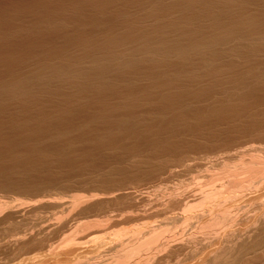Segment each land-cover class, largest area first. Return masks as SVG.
Segmentation results:
<instances>
[{
  "label": "bare ground",
  "instance_id": "obj_1",
  "mask_svg": "<svg viewBox=\"0 0 264 264\" xmlns=\"http://www.w3.org/2000/svg\"><path fill=\"white\" fill-rule=\"evenodd\" d=\"M88 2V37L2 70L0 186L44 192L71 167L89 190L69 215L120 206L78 226L85 242L46 235L27 264L78 246L94 251L78 264H264V0ZM15 208L0 202L1 226ZM15 229L0 232L6 264L39 240Z\"/></svg>",
  "mask_w": 264,
  "mask_h": 264
},
{
  "label": "rangeland",
  "instance_id": "obj_2",
  "mask_svg": "<svg viewBox=\"0 0 264 264\" xmlns=\"http://www.w3.org/2000/svg\"><path fill=\"white\" fill-rule=\"evenodd\" d=\"M87 1H89L88 3H92V5H95V4L99 5L100 3H102L105 0H100V1L99 0H72V1L71 0H28V1L27 0H25V1L24 0H0V22H1L0 23V59L2 58L0 60V66H1L0 67L1 68V70H0L1 74L0 75L3 76L2 74H4V73L8 74L6 71L9 70V72H10V70L14 67H20V66H22V64L25 65L24 63H26V62L29 63L30 61H33V60L35 61L39 57L44 56L45 54L57 51L59 48H61L63 46L65 47V45L67 46L68 43L69 44L72 43L70 41H74V40L80 38L81 36H82V38H83V36L88 37L93 31V28H91V26H94L92 23L96 19V18L95 19H92V18L94 16H97V18H99L98 16H99L100 12L96 9L95 10L99 12L98 15L95 14V13H97L95 10H94V12H92L93 9L90 7L91 6L90 4H89L90 5L89 7H90V10H92V11L87 9L88 8L87 4H85V2H87ZM79 2H80V4H79ZM50 3H51V5H49ZM93 3H95V4H93ZM85 7H87V8H85ZM31 13H33V14H31ZM48 15L50 17H48ZM3 16H4V18H2ZM8 16H10V17H8ZM45 16H47V17H45ZM88 16H89V18H88ZM70 17H71V19H70ZM72 17H74V21L72 20L73 19ZM29 18H30V20H29ZM42 18H43V20H42ZM107 18H108V20H107L108 22L111 21L110 16ZM109 18H110V20H109ZM51 19H53L54 23H55V21H59V20L63 21L64 22L63 27L57 28V26H56L57 24L55 25L54 23H52ZM105 19L106 18L104 17V19H102L101 21H103ZM80 20H82V21H80ZM40 21H44L45 23L44 22L40 23ZM77 21H79V22H77ZM90 21H91V23H90ZM105 21H104V23H105ZM22 23L24 24L25 29L23 28ZM36 23H38V24H36ZM38 25H39V27H41L40 29H38L39 28ZM48 27L49 28L52 27V28L49 29ZM31 28H33V30ZM42 28H44V29H42ZM76 28L79 29L80 31L77 30ZM27 29H29V30H27ZM85 29H87V30H85ZM15 30H17V31H15ZM35 30H37V32H35ZM40 31H41V33H40ZM19 32L20 33L23 32V33L20 34ZM24 32H25V34L27 33L26 35L28 38L26 37ZM45 32H47V33H45ZM56 32H58V33L56 34ZM62 32L64 33L63 35H62ZM83 32H84V34H83ZM13 35H14V37H13ZM43 35H45V36H43ZM10 36H12V37H10ZM14 38H16V39H14ZM6 39H7V42H6ZM22 39L23 40L26 39V40L23 41ZM4 41H5V43H4ZM13 43H16L17 45L13 44ZM24 43L27 44V46ZM4 44H5V46H4ZM22 44H24L25 47ZM53 44H55V45H53ZM9 45H11V46L9 47ZM3 47L5 48L4 50H3ZM51 50H54V51H51ZM4 51H5V53H4ZM35 55H37V56H35ZM1 56H3V57H1ZM26 58H27V60H26ZM7 61L9 62V64ZM4 66H5V68H4ZM4 69H8V70L5 71ZM2 70H4V73ZM5 74H4V76H5ZM105 154H106V156L111 155L110 152H105ZM110 157H108V158L110 159ZM113 158L114 157H112L111 160H113ZM83 161L84 160H82L81 163H79V165L84 166L87 164V163H85L86 160L84 162ZM58 167L54 166L53 167L54 170L51 168L52 169L51 172L54 173V175H56V181L57 182H55V181L47 182L46 186L44 184L43 185L44 186V188H43L44 192L41 190V192L39 191L37 193L32 194V193H29V189L28 190L25 189L26 186L21 187V188L16 186L15 189H14V187L11 188V187H7V186L6 187L0 186V202L8 203L10 206H12V207L14 206V207H16L15 209L18 210V213H17L18 215L15 214L16 216L14 215L15 216L13 219L14 221L13 220L11 221L12 224H10V222H7L8 225L5 223H4V225L2 224V226L0 225V232L3 233L2 230H4V233L5 232L7 233V231L9 233H11V232L13 233L14 232L13 229H15V227H16L15 230L17 232L19 230H25L26 229V234H28V232L31 234L34 231L32 234L35 235L37 238H39L38 242L36 241L32 247H31V245H29L26 248V250H25L26 252L25 251H24V253L22 252L24 255L22 256L21 260L16 261V263H12V264H27V263H29L30 258H33L35 253L37 251L39 252V250H41L39 247V245H41V243H39V241L44 239L46 237V235L48 237V240H50L48 245L51 246L52 248H58L59 245L61 246V244H62L61 242L65 238L70 237L69 235L72 236L73 233L78 234L77 236L75 234H73L74 236H76L77 239L74 236H72L73 238H75L76 240H78V238H79L80 243H81V241L85 242L86 241L85 237L90 235L94 229L91 230L92 232L89 230L86 232L82 231L81 230L82 228H80V230H78L79 227H81L80 224L85 223V222H89V220L91 222V220H93V219L96 220V219L104 218L103 216H105V211L109 212L108 208H110L112 206V208H114V209H112V208L111 209L114 211V210H116L117 206H120V203L108 202L106 204L104 203L105 205L101 206L102 208L99 207L102 209L100 211L101 213L99 211H98V213H97V211H95L93 213H90V215L85 214V213L82 214L81 208L80 209L77 208L76 211L73 210V212L70 213L71 215H69V213L66 209V207H68V205L67 204L64 205V203H68V201L71 200L70 198L74 195L75 196H77V195L81 196L83 194L88 195L87 190H89V189H87L88 186L85 184L86 174L82 173L84 175L81 176L80 180H72L70 178V176L68 175L69 173L72 172L71 167H64V168L63 167L60 168L61 166H58ZM43 173L44 172L41 171V172L35 174L36 176L34 174H32V176H31V179L33 181L32 183H41V182L45 183L42 181L43 179H45V176ZM62 185H63V187H62ZM145 185H146V183H144L143 188L148 187V184L146 186ZM85 186H86V188H85ZM94 193H97V192H94ZM57 203H59V204H57ZM109 203H110V206H108ZM17 207L21 208L20 209L21 211H19V208L17 209ZM103 208H106V209H103ZM78 209L80 210L78 212H81L80 214H78V212H77ZM63 212H64V215H63ZM108 212H107V214H108ZM76 215H78V216H76ZM83 215L84 216L86 215V218H84ZM99 216H101V217L99 218ZM60 218H62V219H60ZM41 219H42V221H41ZM15 222H16V224H15ZM59 222L65 223V225L63 226V228L55 229L56 225ZM7 226H9V228ZM28 228L30 229V231ZM44 229H46V230H44ZM84 230H86V229L84 228ZM49 231H51V232H49ZM88 232H90V233H88ZM2 233H0V234H2ZM30 234H28V235H30ZM2 235H4V234H2ZM56 235H57V237H56ZM81 238H82V240H81ZM63 245H65V244H63ZM82 246H84V245H82ZM36 247L39 248V250L36 249ZM62 247H64V246H62ZM66 247H68V246L66 245ZM77 248L75 250H69V248H68V249H65V251H61L62 250L61 249L58 252L59 253L58 256L53 257V258L52 257H46L45 259H43L42 264H78L80 260H84L87 257H89L90 255L92 256L94 253V251L91 249L90 246H86L85 248L84 247L78 248L79 250H77ZM47 249L48 248L42 250V252H40V254H46L47 255V253H48ZM8 251L10 252L11 250L0 248V256H1L0 257V260H1L0 264H6V261L4 260V258H6L7 255L10 256L9 254L12 253V251H11V253H8ZM28 251H29V254H28ZM31 252H33L34 254ZM77 253H79V254H77ZM30 255H32V257ZM78 257H80V258H78ZM56 259H57V261H56ZM2 261H4L5 263H3ZM30 263H32V262H30Z\"/></svg>",
  "mask_w": 264,
  "mask_h": 264
}]
</instances>
